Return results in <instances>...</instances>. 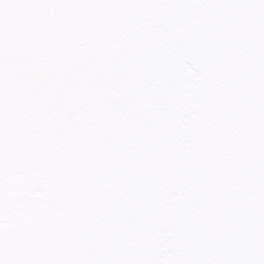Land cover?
<instances>
[{
  "label": "snow or ice",
  "instance_id": "1",
  "mask_svg": "<svg viewBox=\"0 0 264 264\" xmlns=\"http://www.w3.org/2000/svg\"><path fill=\"white\" fill-rule=\"evenodd\" d=\"M0 264H264V0H0Z\"/></svg>",
  "mask_w": 264,
  "mask_h": 264
}]
</instances>
